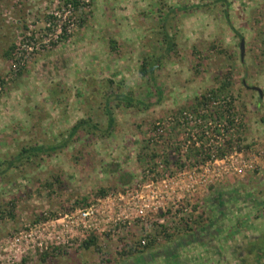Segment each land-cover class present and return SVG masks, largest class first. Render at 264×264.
Masks as SVG:
<instances>
[{"label": "rangeland", "instance_id": "obj_1", "mask_svg": "<svg viewBox=\"0 0 264 264\" xmlns=\"http://www.w3.org/2000/svg\"><path fill=\"white\" fill-rule=\"evenodd\" d=\"M0 77L2 169L99 127L0 176V264H246L264 233V0H0Z\"/></svg>", "mask_w": 264, "mask_h": 264}, {"label": "trees", "instance_id": "obj_2", "mask_svg": "<svg viewBox=\"0 0 264 264\" xmlns=\"http://www.w3.org/2000/svg\"><path fill=\"white\" fill-rule=\"evenodd\" d=\"M65 2L67 4L72 3L76 8L79 7V0H65ZM164 40H165V44H166V49L167 51L171 50L173 48L174 42L173 39L166 33H164ZM18 49H20V47L18 46L17 43H12L8 49L5 50L4 56L6 59L11 61V66H10V72L14 73V74H22V70L23 68H25V66L20 65V63H18L17 65V52ZM160 58H156L153 62H157L159 61ZM149 61L145 60L142 64L141 70H142V74L146 75L149 72L152 73L153 71V64L148 65ZM18 66V67H17ZM149 66V67H148ZM5 78L0 77V84L3 86L5 85ZM226 86V85H225ZM224 87V86H223ZM203 97H206V95H203ZM128 100H131V98L128 97ZM131 104V103H128ZM109 126H113L114 124V117L112 116V113L109 111ZM98 125L95 123H92L90 121V119H82L80 121H78L75 125H73L71 127V129L69 130L68 133V137L69 139L65 140L63 143L61 144H33V145H25L23 146L15 155H13L12 157H10L9 159L4 160V163H6V167L4 169L1 168V165L3 164L0 163V176L4 175V177L6 176V171L11 170L12 168H16L19 167L18 163H22V165L24 164V162H27L28 160L34 158V157H38L41 155H50L53 152H55L59 147L65 146L69 141L70 138H72L74 135L78 134L81 130H92V129H98ZM101 193L104 192L103 190L100 191ZM224 195L225 192L224 191H218L216 192L213 196L210 197V199L213 200V202H216V204H224ZM83 202L87 201V198L84 197L82 199ZM207 226H201V228L199 229L202 232H205ZM98 240V236L96 234L91 235L90 237H88L83 244L84 248H90L93 244H96ZM139 246L137 247V249L139 250V252H141L144 248L149 247L150 243H147L145 245L141 244V241H139ZM246 255L243 258L244 262L246 264H264V233H261L257 238L255 239H248L247 243H246ZM125 254V253H123ZM49 257V253H44L42 254V259L45 260ZM179 255L175 254L174 256H172V260L175 261L176 263L179 262ZM252 259V262L248 261Z\"/></svg>", "mask_w": 264, "mask_h": 264}, {"label": "built area", "instance_id": "obj_3", "mask_svg": "<svg viewBox=\"0 0 264 264\" xmlns=\"http://www.w3.org/2000/svg\"><path fill=\"white\" fill-rule=\"evenodd\" d=\"M62 29L60 28L59 31L62 32ZM65 31H66V29H65ZM157 130H158L159 134L164 133V126H163V124L161 125V123H157ZM189 135H190L191 138H189L187 140L188 141L187 143H190V141H191L190 139H193L197 145H200L202 143V140L196 135V133L191 132ZM200 155H202V153ZM213 157H214V154L212 155V158ZM93 206L94 205L91 204V205H88V206H86L84 208H78L76 210V213H72L71 217L77 216V219L78 220H82L83 221V220L91 217V214L93 213ZM66 216H68V215H66ZM140 241H141V244L142 245H145L146 244V239L145 238L141 239Z\"/></svg>", "mask_w": 264, "mask_h": 264}, {"label": "water", "instance_id": "obj_4", "mask_svg": "<svg viewBox=\"0 0 264 264\" xmlns=\"http://www.w3.org/2000/svg\"><path fill=\"white\" fill-rule=\"evenodd\" d=\"M244 44H245V42H244V40H242V41H241V45H240V47H241V57H242V58H243V56H244ZM253 88L256 89V90H258V92H259L260 95L262 96L263 92H262L261 88H259V87H257V86H254Z\"/></svg>", "mask_w": 264, "mask_h": 264}]
</instances>
